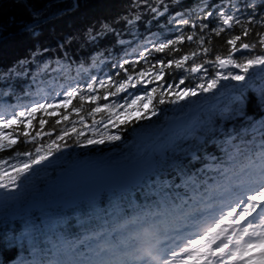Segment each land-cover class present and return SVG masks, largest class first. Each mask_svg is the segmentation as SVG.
I'll return each mask as SVG.
<instances>
[{"label":"snow or ice","instance_id":"snow-or-ice-1","mask_svg":"<svg viewBox=\"0 0 264 264\" xmlns=\"http://www.w3.org/2000/svg\"><path fill=\"white\" fill-rule=\"evenodd\" d=\"M260 5L264 0H196L189 6H181V0H125L120 12L85 19L54 47L40 40L45 27L54 18L79 9V3L51 15L46 9L25 6L27 20L17 21L13 16L0 23V34L15 27L9 37L27 36L34 41L24 57L0 68V83L30 79L31 88L42 83L39 77L45 74H58L66 81L55 93L26 91L24 95L31 97L26 103L9 109L0 106V153L20 143L31 145L30 150H15L0 158V190L18 191L37 166L50 163L62 149L120 142L127 129L158 117L165 105L183 106L228 89L235 94L233 105L162 149L137 177L135 187L149 189L145 197L161 194L162 200L154 206L160 209L163 203L167 218L178 207L177 201L189 208L175 224L169 221L174 240L188 237L186 246L176 252L179 264H264V165L248 179H226L229 170L225 168L237 153L252 150L257 133L258 146L264 150V115L257 118L247 111L244 91L250 76L264 73V31L255 32V27L264 28ZM173 8L179 10L173 12ZM234 27L241 32L227 38L226 54L208 58L213 51L212 36ZM161 29L170 36L162 37ZM254 32L255 39L246 42ZM108 37H114L115 43L102 46ZM74 42L80 49L94 51L89 66L81 62L72 77L64 61L72 59L69 49ZM186 42H195L196 48L180 54ZM117 45L123 55H114ZM242 51L252 54L236 58ZM130 55L132 59L126 58ZM201 56L204 59H198ZM109 64L111 70L103 72L101 66ZM89 68L102 74H91ZM174 71L183 73L179 80L168 78ZM256 104L264 113V91L257 93ZM213 147L219 156L210 151ZM209 172L215 178L205 175ZM187 187L199 193L195 200ZM103 195L107 193H97L99 201ZM201 223L207 225L202 231L185 232L186 227L198 228ZM10 264H16V259Z\"/></svg>","mask_w":264,"mask_h":264},{"label":"trees","instance_id":"trees-1","mask_svg":"<svg viewBox=\"0 0 264 264\" xmlns=\"http://www.w3.org/2000/svg\"><path fill=\"white\" fill-rule=\"evenodd\" d=\"M125 0H77L80 7L73 13L65 15L59 18H54L44 29L40 40L45 44H51L55 46L58 39L62 38L65 34L75 32L85 19H93L95 17H103L106 15H115L120 12L121 5ZM196 2V0H181V6H189ZM214 3L215 0H210ZM73 0H0V23H4L8 20L9 17H15L17 21L27 20L28 11L25 6H28L33 10H45L49 15L54 14L62 9L71 8L73 5ZM259 3V0H257ZM47 7L46 6H49ZM179 10L178 8H173L172 11L175 12ZM258 11L264 13V5H260ZM163 24V20L161 21ZM214 26V24H213ZM140 29L143 32L144 24H140ZM16 28H9L7 32L0 34V65L5 63V61H13L16 58L24 57L28 48H31L34 44L27 36H17L15 38L9 37V33H14ZM152 31H157L156 25H152ZM186 32H190V28L185 29ZM264 31V28L255 27V32ZM241 32L239 27H234L233 29L226 30L219 37L212 36L211 47L213 51L209 53L208 58L214 57L215 54H226L228 46L226 40L230 35H236ZM255 32L246 38V42H251L255 39ZM147 35V33H144ZM162 37H169L170 33L163 31L160 32ZM129 37H125L128 39ZM115 43L114 37H108L107 40L102 42V46H111ZM207 46V45H206ZM196 48L195 42L185 43L182 46V53L189 52ZM91 48L80 49L78 43H73L70 46V55L72 59L65 60L64 64L70 65L68 75L73 72V67L78 64L80 61H84L89 52L92 53ZM94 51V50H93ZM122 51V48L117 45L114 53L119 56V52ZM90 53V54H91ZM248 51H242V53L236 54V58L241 59L244 56L250 55ZM53 59L56 58L55 54L49 53ZM160 54H156L155 58H159ZM198 59H204L203 56ZM74 60V62H73ZM143 66V65H141ZM106 70L103 72H108L111 70V64L105 66ZM35 70V69H33ZM211 71V68L209 69ZM102 73L100 72L99 75ZM183 75L182 72H173L172 76H169V79L179 80L180 76ZM55 77V74L42 75L39 77L40 81L45 82L47 80L51 81ZM59 77V76H58ZM60 80L63 82L65 78L61 76ZM30 79H17L14 82L9 81L8 84L0 86V91H5L10 94V97L18 98L22 93L29 91L35 85H32L29 88ZM190 84V81H186V85ZM11 85V88H9ZM2 88V90H1ZM134 91V90H133ZM244 91L248 96V105L247 111L250 114H254L257 118L261 115H264L257 107L256 98L257 93L264 91V73L257 71L254 75L249 77ZM234 93H231L228 89H220L215 96L200 97L199 99H194L192 102L183 104L186 108L199 105L201 102L204 104L203 108L199 111V120L198 127L200 128L211 115H219L223 110L230 108L233 105ZM174 106L165 105V111L160 114L158 117H154L151 121H142L138 126H133L127 129L123 134V139L127 143V150H131L135 145H139L137 140L134 138V133L137 131H149L154 133L159 131L162 125L166 122L167 115L173 111ZM166 115V117H165ZM180 138V137H179ZM251 139V138H250ZM177 141V140H176ZM259 133H257V139L255 145L252 148V154L256 152L264 151L259 148ZM148 146H146L147 149ZM77 148L73 146L66 153V157L73 158L77 156H96L99 155L101 151H104L103 145L99 147H88L82 151L72 150ZM31 145H25L20 143L16 146L15 149L7 152L0 153V158L5 156L12 155V152L15 150H30ZM145 149V150H146ZM214 154L220 155V153L213 147L210 149ZM249 151H244L237 153L235 159L238 160L241 164L245 163L249 154ZM157 156V153H154V157ZM67 158L64 161H67ZM234 159V161H235ZM200 167V165H197ZM226 167V164H225ZM215 173L209 172L205 175L212 178ZM195 179V178H193ZM205 179L204 176L200 178L201 181ZM191 188V187H188ZM150 190L145 188L140 190L135 187L130 191L114 194L113 196H102L101 200L96 199L94 202L84 203L80 209L74 211H57L54 214V211L46 212L41 214L38 210H34V214L29 213L22 215L20 217L11 218L8 213V207L1 210L0 212V260H3L4 263H7L14 259L18 255H25V253H33L35 256L43 257L48 259L51 257L49 253H46L45 248L49 245V242L53 239L58 241L66 240L68 241L71 237L78 235L82 228L91 226L93 224L95 227H98L99 224H103L104 221L109 219L108 217L118 210L131 207L136 208V206H147V204L154 203L155 201H161V194L149 195L145 197L144 193L149 192ZM36 209V207H34ZM7 213V214H5ZM55 216L54 218H52ZM90 223V224H89ZM55 256V253H52Z\"/></svg>","mask_w":264,"mask_h":264},{"label":"water","instance_id":"water-1","mask_svg":"<svg viewBox=\"0 0 264 264\" xmlns=\"http://www.w3.org/2000/svg\"><path fill=\"white\" fill-rule=\"evenodd\" d=\"M179 109L180 108H178L177 111ZM191 111H195V109L188 110L185 115H181L177 117V119L172 118L168 120L165 126L166 128L162 131V134L173 130L178 131V129L183 127L187 129L191 128V125L186 126L183 124V119ZM135 136L144 140L145 138L149 137V134H136ZM101 160V157L97 158L94 161L89 162L88 165H84L80 162L76 165H72V169L74 170L70 172H58L56 177L59 181H67L70 179L78 180L83 176H90L89 179H85L83 181V184L81 185V192H79L77 195H73L72 200L68 201V204H72L79 199H94V197L97 196V193L103 192L105 190L109 191L112 189H118L122 191L130 187H135L137 177L147 170L153 162V160L134 159V161L128 162L127 164L123 165V167L111 165L98 168L100 165L99 162ZM138 161H142L143 163L140 164Z\"/></svg>","mask_w":264,"mask_h":264},{"label":"rangeland","instance_id":"rangeland-1","mask_svg":"<svg viewBox=\"0 0 264 264\" xmlns=\"http://www.w3.org/2000/svg\"><path fill=\"white\" fill-rule=\"evenodd\" d=\"M190 120L193 121V122H195V123H197V121H198V115L196 113L195 114H192V117L190 118ZM116 143H120V142H116ZM156 144L158 146H163L166 143L161 142V141H157L155 143V145ZM108 145H110V144H108ZM115 149L116 148H112L110 151H108L110 154L116 155L115 157L112 158V160H114V162L123 161V160L129 158L130 157L129 155H131L129 153H124V152L121 153V152H119L118 150H115ZM141 156H144L142 150H135V152L132 155V159L134 157H141ZM262 165H264V160L258 161V163H256L254 165L255 167H254L253 170H255V171L251 172V174H250L251 176H249L247 178H244V176H247V174H239V173H238V175L236 177L239 178V179H248V178L252 177L253 174L255 172H257ZM41 174L42 175H45L46 172L44 171ZM9 198H11V197H9ZM14 199H17V197L14 198ZM193 199L195 200L196 199V196H194ZM29 201L31 203H33L31 201V199ZM161 215H163V214H159L157 216H160L161 217ZM133 220L134 219H132V221ZM206 226H207L206 223H201L198 226V228L186 227L185 228V232L202 231ZM134 228H135V226L133 227V229ZM107 236H109V232H108ZM187 238L188 237L186 236L183 240H177L176 241V240H174L172 238V234L168 230V232L167 233L165 232V234L163 236H160V237L157 236L155 239H152V241H150L152 243V246L149 248V250H151V252H154V253H159L158 255H156L152 259H149L150 257L153 256L152 254L149 253V255H146L147 259L138 257L136 259L127 260V262H130V264H179V257L176 256V252L177 253H180L181 248L184 247V246H186ZM101 239H98L97 238V241H100ZM142 239L148 245V241L149 240L146 241L145 238H142ZM126 246H128V247H134V242H131V243L127 244ZM119 248L122 249V247H120L119 244H118L117 246H115V248H113V249L112 248H109V250H115V249H119ZM148 259H149V261H148Z\"/></svg>","mask_w":264,"mask_h":264},{"label":"flooded vegetation","instance_id":"flooded-vegetation-1","mask_svg":"<svg viewBox=\"0 0 264 264\" xmlns=\"http://www.w3.org/2000/svg\"><path fill=\"white\" fill-rule=\"evenodd\" d=\"M72 163H73V162H70V163L68 164V167L71 166L70 164H72ZM61 188H63V187H61ZM68 188H71V190H76L75 184H69V185H68ZM59 195H60L61 197H66L68 194L65 193V192H63V191H61Z\"/></svg>","mask_w":264,"mask_h":264}]
</instances>
